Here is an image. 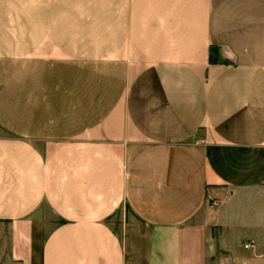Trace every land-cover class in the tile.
Instances as JSON below:
<instances>
[{"label": "crops", "instance_id": "obj_1", "mask_svg": "<svg viewBox=\"0 0 264 264\" xmlns=\"http://www.w3.org/2000/svg\"><path fill=\"white\" fill-rule=\"evenodd\" d=\"M0 264H264V0H0Z\"/></svg>", "mask_w": 264, "mask_h": 264}, {"label": "built area", "instance_id": "obj_2", "mask_svg": "<svg viewBox=\"0 0 264 264\" xmlns=\"http://www.w3.org/2000/svg\"><path fill=\"white\" fill-rule=\"evenodd\" d=\"M218 203H215V205H217ZM251 247V244H247V245H245V248L247 249V248H250Z\"/></svg>", "mask_w": 264, "mask_h": 264}]
</instances>
